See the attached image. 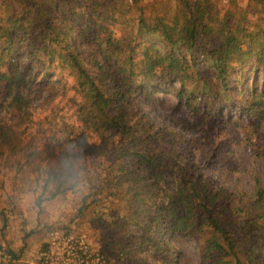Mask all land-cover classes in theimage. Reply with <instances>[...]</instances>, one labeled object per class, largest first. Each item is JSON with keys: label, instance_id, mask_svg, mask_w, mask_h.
I'll return each instance as SVG.
<instances>
[{"label": "trees", "instance_id": "obj_1", "mask_svg": "<svg viewBox=\"0 0 264 264\" xmlns=\"http://www.w3.org/2000/svg\"><path fill=\"white\" fill-rule=\"evenodd\" d=\"M180 1L170 14L146 13L141 0H0V111L6 115L0 120V159L46 153L54 158L46 184L53 182L57 193L70 184L89 187L79 212L116 202V211H123L118 219L128 218L145 232L157 222L196 237L200 264H264L259 172L251 189L216 184L194 163L179 159L170 137L185 134L154 123L135 98L140 89L167 88L193 104L198 86L190 81L201 72L191 70L183 48L198 49L225 81L236 69L264 72V0ZM145 35H157L162 46H141ZM83 44L88 48L81 51ZM52 83L73 93L75 109L72 120L61 108L45 118L51 126L38 151L32 149L36 132L29 131L39 121L32 103L36 87ZM253 87L235 103L242 101L245 113L255 112L250 123L258 133L264 127V92ZM229 97L221 92L218 99ZM195 109L206 125L225 127L220 108L219 116L203 112L198 103ZM184 129L189 131L186 122ZM179 168L183 173L168 178ZM161 193L166 200L155 212L134 207ZM140 210L149 212L150 222L138 220ZM148 233L152 250L171 254L167 241Z\"/></svg>", "mask_w": 264, "mask_h": 264}, {"label": "rangeland", "instance_id": "obj_2", "mask_svg": "<svg viewBox=\"0 0 264 264\" xmlns=\"http://www.w3.org/2000/svg\"><path fill=\"white\" fill-rule=\"evenodd\" d=\"M220 1L224 4L247 2ZM180 2L141 0V4L147 8L146 13L156 9L160 12L168 10L172 14ZM22 7L20 5L21 9ZM150 42L162 46L157 35H145L141 46ZM87 48L83 44L81 51ZM139 51L137 49V53ZM182 53L188 58L191 70L198 69L201 72L196 82V76L190 81L198 86L195 96L190 98L193 104L189 105L167 88L147 87L136 91L138 105L154 123L185 134L184 137L179 134L170 137L171 145L178 149L181 154L179 159L183 164L191 161L210 180L232 191L251 189L254 175L258 172L264 181V127L254 133L255 126L250 121L255 117V112L245 113L242 101L238 106L235 101L246 96L250 86H254L256 91L264 92V72L261 68L256 72L246 68L236 69L226 76L228 79L225 81V77L205 61L198 49L189 52L183 48ZM175 84L179 87L180 82L176 81ZM221 92L228 93L230 97L226 101L218 99ZM71 96V91H64L56 83L36 87L32 108L39 121L29 130L36 132L37 137L32 149L44 148V138L49 134L51 126L45 120L47 116L53 118L61 108L63 117L72 120L70 115L74 112L76 100H70ZM197 103L203 112H210L211 115L219 116L220 108L221 123L225 127L203 123L204 117L199 116L201 112L195 109ZM209 103L218 108H211ZM5 117V113L0 111V120ZM228 119V124L223 122ZM184 122L189 127L187 132ZM27 134H24L23 139L27 138ZM40 154V157L34 156L31 159L20 156L0 159V239H12L13 246L8 247L15 258L8 264H26L25 261L46 246L50 233L55 229L85 233L96 249L105 256L108 264H200V243L196 237L173 229L165 230L157 222L151 223L149 233L145 232L147 228L138 227L128 218L118 219L123 216V211H116V202H102L98 207L92 205L79 212L83 199L89 192L87 184H70L57 193L53 182L46 184L48 169L54 163V158H49L43 152ZM183 168L172 172L168 178L175 179L178 173H183ZM162 185L166 188V184ZM145 199V203L138 202L134 207L140 206L153 213L156 211V204L166 200V195H147ZM90 201L91 198H88L86 203ZM143 210L138 212V220L150 222L149 212ZM147 233L154 239L167 241L174 248L170 250L171 254L152 250V241L145 239ZM0 244L7 245L1 240Z\"/></svg>", "mask_w": 264, "mask_h": 264}, {"label": "built area", "instance_id": "obj_3", "mask_svg": "<svg viewBox=\"0 0 264 264\" xmlns=\"http://www.w3.org/2000/svg\"><path fill=\"white\" fill-rule=\"evenodd\" d=\"M6 244H0V264L14 261ZM26 264H108L89 237L79 231L55 229L44 248L39 249Z\"/></svg>", "mask_w": 264, "mask_h": 264}, {"label": "crops", "instance_id": "obj_4", "mask_svg": "<svg viewBox=\"0 0 264 264\" xmlns=\"http://www.w3.org/2000/svg\"><path fill=\"white\" fill-rule=\"evenodd\" d=\"M0 240L3 241V242H6L7 243V246H13L12 241H11L12 239H0Z\"/></svg>", "mask_w": 264, "mask_h": 264}]
</instances>
